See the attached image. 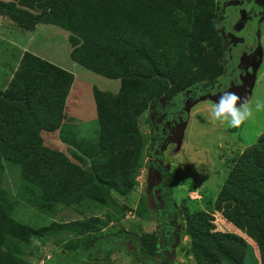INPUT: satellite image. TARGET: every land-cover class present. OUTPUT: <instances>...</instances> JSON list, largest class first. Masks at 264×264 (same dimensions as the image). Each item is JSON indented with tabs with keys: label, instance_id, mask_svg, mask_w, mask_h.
I'll list each match as a JSON object with an SVG mask.
<instances>
[{
	"label": "trees",
	"instance_id": "16d2710c",
	"mask_svg": "<svg viewBox=\"0 0 264 264\" xmlns=\"http://www.w3.org/2000/svg\"><path fill=\"white\" fill-rule=\"evenodd\" d=\"M0 15L4 16L3 24L10 20L26 32L39 24L68 31L72 56L79 65L122 80L121 92L103 103L111 113L102 126L100 145L111 156L107 163L87 171L62 153L45 147L41 137L43 131L60 128L74 74L25 52L5 86L0 75V175L5 165L18 168V194L45 213L83 199L102 204L113 198L111 191L121 195L132 191L143 150L139 117L167 93L180 89L182 83L183 87L189 85L186 78L204 62L199 56L204 46H224V24L215 14L213 0H0ZM227 52L223 49L224 59ZM6 65L0 62V68ZM4 201L0 188V206ZM262 204L264 135L235 162L215 209L261 243ZM85 228L53 224L30 234L59 238L61 233L71 231L78 237L87 232ZM186 233L193 241L192 255L197 264L245 263L249 248L245 239L236 233L218 231L210 212L190 213ZM126 236V231H119L113 241L97 247H119L116 241ZM19 239L3 241L2 245L13 250H8L12 254L5 251L0 264H14L15 247L27 243ZM134 241L142 262L161 254L157 231L135 235ZM62 242L61 236L57 243ZM94 245L95 239H85L83 243L87 249ZM69 250L76 252L71 246L66 247ZM5 257L10 261L4 262ZM260 261L264 264V248Z\"/></svg>",
	"mask_w": 264,
	"mask_h": 264
},
{
	"label": "rangeland",
	"instance_id": "374dc122",
	"mask_svg": "<svg viewBox=\"0 0 264 264\" xmlns=\"http://www.w3.org/2000/svg\"><path fill=\"white\" fill-rule=\"evenodd\" d=\"M213 1L215 14L221 16L223 5L220 0ZM258 1L248 0V9L253 14L251 24L259 36V52L251 54L254 59L247 66L240 64L246 69L245 73L253 76L251 84L242 92L244 98L237 105L247 103L252 110L249 119L239 128L230 127L211 114L219 100L198 97L190 101L188 115L184 116L186 121L172 134L174 138L164 143L161 151L162 139L156 134L158 120L154 122L161 113L156 109L168 111L177 99L186 95V89L194 88L196 95L200 96L206 85L220 82L225 87L238 78L237 72L233 71L240 63L238 57L229 51L226 59L223 57L222 51L227 49L228 42L222 29L223 48L204 46L199 54L204 62L186 78L185 83L189 85L183 87L182 83L181 90L167 93L154 108L151 104L139 117L143 150L132 191L124 195L111 191L113 198L102 204L83 199L77 204H61L45 213L21 199L18 194L20 170L5 165L0 175V188L5 196L0 206V257L5 251L12 254L8 250H13V247L2 245L6 238L17 241L22 238L27 243L15 247L14 264H74L75 261L76 264H197L192 255L193 241L186 233L187 217L196 211H207L213 216L218 231L236 233L245 239L249 248L244 264H261L264 238L261 243L255 241L215 209L218 195L235 162L264 135V109L256 108L257 103L264 104V18H260L262 12H258ZM244 35L248 36L251 44H256L254 29L248 27ZM69 36L68 31L52 25L39 24L26 32L14 22L5 20L0 34V62L7 65L0 68V75L4 80L2 86H5L25 52L74 74L60 128L53 132L43 131L41 137L45 147L62 153L80 168L92 171L96 165L107 163L111 156L100 145L102 126L111 113L103 103L121 92L122 80L79 65L73 59ZM157 158L162 159L161 167L155 165ZM163 169L169 175H164ZM53 224L61 228L65 225L86 226L87 232L78 237L71 231L61 233L58 237L62 236L63 242L60 244L57 236L30 234L31 231L39 233L38 230ZM119 231L127 232L126 237L116 241L119 247L109 244L101 247L102 250L97 247L113 241V235ZM153 231L159 233L161 254L151 261L142 262L134 237ZM85 239H95V245L88 249L83 247ZM68 246L76 252H67ZM9 261V257L4 258V262Z\"/></svg>",
	"mask_w": 264,
	"mask_h": 264
},
{
	"label": "flooded vegetation",
	"instance_id": "af4514ba",
	"mask_svg": "<svg viewBox=\"0 0 264 264\" xmlns=\"http://www.w3.org/2000/svg\"><path fill=\"white\" fill-rule=\"evenodd\" d=\"M234 1H238V0H231V2H229V0H220L221 5H223L222 10H221V19L223 20V30L226 33V39L228 42L227 45V51L231 52L232 55H236V53L239 50H244L247 52V54H253L257 49H259V36L257 35V32L255 30V27L251 24V21L253 20V14L251 12V9L249 11L248 9V5L249 2L248 0H243V3H238V4H234ZM240 1V0H239ZM259 13H261L260 18H264V0H259ZM231 7V9H230ZM244 8L246 10L245 14H240L241 13V9ZM229 9V11L227 12V10ZM254 10V9H252ZM244 17V22L245 25L244 27L240 30V31H236V25L234 24L238 19H243ZM252 28L255 31V35L257 37L256 40V44H254L255 42H253V44H251V41L248 39V36L244 35L245 31L247 28ZM257 48H256V46ZM255 46V47H254ZM256 48V49H255ZM255 54H257V52H255ZM254 54V55H255ZM236 57V56H235ZM239 59V58H238ZM251 62L253 61V57L251 55L250 57ZM240 60H238L239 62ZM245 68L242 67L240 65V63L238 64V67L234 68V72L236 71L238 74V78H234L233 80L230 81L229 85H226L225 87L218 82L217 83H213L209 86L206 85V87L203 88V90L201 91L202 94H200V96L196 95L198 94L196 89H186L185 90V96L177 99L174 104L171 106V108L168 111H163L162 109L158 108L156 109L158 113H161V116L157 119L154 120V122H156L158 120V124L156 125V134H157V138L159 137V139H162L161 142V151H162V147L164 145V143H168V141L173 138L172 134H174L176 132V130L178 129V127L180 126V124H183L184 121H186V115H188L187 112V105L188 103H191V100L197 99L198 97L204 96V95H208V94H214L217 91H224L227 90L232 84L233 85H240L241 84V76H244L241 73L245 74ZM241 74V76H240ZM196 97V98H195ZM156 104H153V107ZM186 116V117H184ZM158 163H155V165L158 167L160 166V163L162 162L161 158H157L156 159ZM161 169V168H159ZM163 172H165L164 175H169L168 171L166 169H163Z\"/></svg>",
	"mask_w": 264,
	"mask_h": 264
},
{
	"label": "clouds",
	"instance_id": "9594fccd",
	"mask_svg": "<svg viewBox=\"0 0 264 264\" xmlns=\"http://www.w3.org/2000/svg\"><path fill=\"white\" fill-rule=\"evenodd\" d=\"M240 97L235 93L226 92L214 105L212 116L221 122H227L230 127L239 128L247 119L252 116V110L247 103L238 105ZM257 110L264 109V104L257 103Z\"/></svg>",
	"mask_w": 264,
	"mask_h": 264
},
{
	"label": "water",
	"instance_id": "95a60500",
	"mask_svg": "<svg viewBox=\"0 0 264 264\" xmlns=\"http://www.w3.org/2000/svg\"><path fill=\"white\" fill-rule=\"evenodd\" d=\"M229 2H231V0H229ZM238 3H243V0H238V1H234V4H238ZM246 10L244 8L241 9V15L242 14H245ZM236 25V31H240L243 27H244V17L243 19H238L235 23ZM256 52H259V49L256 50ZM236 56L239 58L240 60V64H243V65H248L251 63V54H247L246 51L244 50H239L237 53H236ZM243 74V73H241ZM240 74V76H241ZM253 80V76L249 73V72H246L245 73V76H241V84L240 85H231L227 90H224V91H217L216 93L214 94H208V95H204L203 97H207V98H211V99H214V100H220V97L226 93V92H231V93H235L237 96L240 97V99H243L244 96L242 95L243 93V90L248 87L251 82ZM188 106H189V103L186 107V109H188ZM174 138V137H173Z\"/></svg>",
	"mask_w": 264,
	"mask_h": 264
},
{
	"label": "crops",
	"instance_id": "0c3cea01",
	"mask_svg": "<svg viewBox=\"0 0 264 264\" xmlns=\"http://www.w3.org/2000/svg\"><path fill=\"white\" fill-rule=\"evenodd\" d=\"M2 1H6V2H10V0H2ZM3 19H4V16L3 15H0V34L3 32V26H2V24H3ZM19 46V45H18ZM21 47V46H20ZM7 51V50H6ZM1 52H3V51H1Z\"/></svg>",
	"mask_w": 264,
	"mask_h": 264
}]
</instances>
